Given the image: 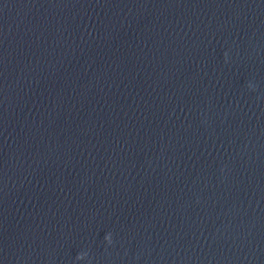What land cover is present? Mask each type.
Masks as SVG:
<instances>
[{
    "label": "clouds",
    "instance_id": "obj_1",
    "mask_svg": "<svg viewBox=\"0 0 264 264\" xmlns=\"http://www.w3.org/2000/svg\"><path fill=\"white\" fill-rule=\"evenodd\" d=\"M104 239L109 243L111 244L112 243V235L111 233H108L105 235ZM87 256V253H79L76 257V259L78 260H81V259H84L85 257Z\"/></svg>",
    "mask_w": 264,
    "mask_h": 264
}]
</instances>
